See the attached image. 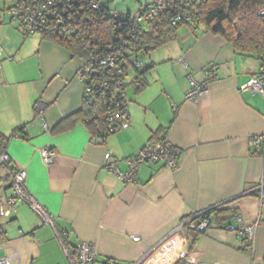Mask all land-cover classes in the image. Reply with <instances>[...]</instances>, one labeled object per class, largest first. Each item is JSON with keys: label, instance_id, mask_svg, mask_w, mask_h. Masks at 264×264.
<instances>
[{"label": "crops", "instance_id": "obj_1", "mask_svg": "<svg viewBox=\"0 0 264 264\" xmlns=\"http://www.w3.org/2000/svg\"><path fill=\"white\" fill-rule=\"evenodd\" d=\"M178 32L167 48L145 54L146 60L139 54L148 85L137 92L132 81L139 72L129 70L131 126L101 139L82 122L58 128L83 109L85 88L77 72L85 59L41 34L24 36L18 24L0 28V136L23 128L5 150L11 164L26 170L30 192L68 231L67 245H96L97 261L91 264H264V143L252 142L264 136V93L250 86L253 80L264 83L257 75L260 61L211 32ZM211 66L218 78L209 92L199 103L185 100L189 76L203 80ZM39 100L45 108L40 124ZM165 132L177 169L143 164L134 181L124 184L105 168L110 152L117 168L127 171L126 160ZM44 147L57 151L55 163L43 161ZM11 183L9 171L0 168V200L10 194ZM220 203L237 209L242 221L233 217L193 233L189 226L199 213ZM1 218L6 220L0 221V257L17 250L19 264H70L53 228L29 206ZM258 221L253 241L224 228Z\"/></svg>", "mask_w": 264, "mask_h": 264}, {"label": "trees", "instance_id": "obj_2", "mask_svg": "<svg viewBox=\"0 0 264 264\" xmlns=\"http://www.w3.org/2000/svg\"><path fill=\"white\" fill-rule=\"evenodd\" d=\"M17 1L22 0H14L8 9L11 10ZM28 1L35 4L42 1L46 4L43 10L45 22L36 33L68 49L74 56L84 58L85 61L89 60L93 55L107 50V47L115 40L120 41L126 38L130 43L128 57L143 63L142 66L126 67L125 83L119 91L95 92L93 102L84 95L83 109L65 119L58 127L60 130L66 129V124L73 127L77 122H82L89 128L93 137L105 139L111 134L128 129L131 126L126 94L129 70L139 72L132 84L135 85L137 92H141L148 82L142 77L146 72L144 70L146 66L139 54L142 52L148 54L165 46L177 36L178 30L183 25L221 36L231 43L239 54L257 58L261 64V71L257 75L264 77V13L260 12L264 10V0H163L165 6L155 18L149 21H135L133 24L130 22L132 13L124 12L127 18L115 16L112 14L113 10L104 6L101 0H95L99 3L98 7H93V0ZM12 18L15 19L14 16ZM59 18H62L64 22H60ZM18 25L20 27L19 22ZM127 33L130 35L128 36ZM111 98L123 102L122 107L129 115L128 128L119 129L117 125L109 121L108 112L116 107ZM39 103L40 100L35 106V118L40 110L45 111ZM21 131L23 128L10 136H0V152L6 151V144L12 137L21 136ZM0 168L8 170V167L3 164H0ZM262 193L264 194V190ZM262 193L255 192L260 196ZM209 215L212 218L210 226L213 222L221 225L228 219L241 217L237 209L228 207L226 203L212 209ZM230 226L234 225L229 224L224 228L230 230ZM189 227L193 233L201 234L193 231L191 225ZM196 240L197 238L193 239L192 244Z\"/></svg>", "mask_w": 264, "mask_h": 264}, {"label": "built area", "instance_id": "obj_3", "mask_svg": "<svg viewBox=\"0 0 264 264\" xmlns=\"http://www.w3.org/2000/svg\"><path fill=\"white\" fill-rule=\"evenodd\" d=\"M52 2V0H49ZM48 1V2H49ZM93 7H98L99 3L92 1ZM46 4L40 1L38 4L31 3L28 0L17 1L11 8L12 15L18 20L20 30L25 36L36 33L39 27L45 22L43 19V10ZM163 0H152L148 6H142L136 13L130 14L131 23L135 21H149L156 17L157 13L164 8ZM263 14L264 10H260ZM115 16H122L127 18L124 12L113 10ZM60 22H64L59 18ZM138 25V24H137ZM69 30V29H67ZM129 36L130 34L127 33ZM129 41L126 38L120 41L115 40L114 43L107 47V50L101 51L99 54L93 55L86 60L77 72L78 78L84 85V95L89 98L91 102L94 101L95 92L107 91L114 93L119 91L125 83L126 67L142 66L141 61H137L129 56ZM218 78L217 70L214 66L208 68L205 72L203 80H197L192 75L189 76L190 87L185 94V100L194 103H199L200 100L209 92L211 82ZM250 86L254 89H259L264 93V83L259 80H253ZM115 104L110 112H108L109 121L117 125V128L129 127V115L123 109V102L116 98H111ZM44 117V111L38 112L35 121L40 124ZM45 130H49L47 123L42 124ZM254 144H263L264 136H254L252 138ZM39 152L46 164H53L57 158V151L55 149L44 147L39 149ZM145 163L163 164L166 168L174 170L179 166L178 158L174 146L169 138V132H165L163 138L157 142H149L143 146L133 157L127 160L128 169L125 172L120 171L116 162L112 159L110 152L105 154V168L114 171L120 180L127 184L134 181L135 175L140 166ZM0 164L6 165L12 178L11 192L4 199L0 200V216L10 217L18 212L19 205L25 204L29 206L35 213L38 214L44 224L51 226L55 232V236L59 240L68 257L70 264H91L97 261L98 250L95 244L80 241L76 246H69L66 243L68 231L60 228L57 225L56 218L33 194L27 186L26 178L27 172L25 169L11 164L10 155L7 151L0 152ZM216 204L199 213V222L191 224V229L197 233H202L207 230L211 224V216L209 212L220 206ZM241 222L242 218L239 217ZM260 221L240 226H230V230H235L246 240L253 241L255 233ZM134 240H139L135 236ZM20 254L16 250L12 255L0 257V264H19ZM109 264H115L110 262ZM188 264H219L217 262H193Z\"/></svg>", "mask_w": 264, "mask_h": 264}, {"label": "rangeland", "instance_id": "obj_4", "mask_svg": "<svg viewBox=\"0 0 264 264\" xmlns=\"http://www.w3.org/2000/svg\"><path fill=\"white\" fill-rule=\"evenodd\" d=\"M14 0H0V23L3 21V19L5 18V21H7L5 23V25L1 24L0 25V28H5V27H9V28H15L16 25L18 24V20L17 19H14L13 22H11L13 20V15H12V12L10 9H8L12 4H13ZM152 0H101V3L108 7L109 9H112V10H116L118 12H125V13H136L138 10H140L142 8V6H146L148 5L149 3H151ZM13 23V24H12ZM189 28V26L187 25H183L179 32L183 29H187ZM20 32L23 34V32L20 30ZM20 33V34H21ZM40 34V33H38ZM24 35V34H23ZM22 35V36H23ZM25 36V35H24ZM169 42H173V40L169 41ZM168 42V43H169ZM163 48H167V47H163ZM164 52H165V49H163ZM153 52V51H152ZM152 52H150L149 54H152ZM147 53L143 52L142 53V57L141 58H144V60H146V55ZM161 51H157L156 52V57L159 61H162V56H161ZM146 57V58H145ZM134 88L131 86L129 89H128V94H129V97H133V94H134ZM131 100V99H129ZM131 103V101H130ZM37 123V122H36ZM34 195V194H33ZM35 196V195H34ZM36 197V196H35ZM4 220L6 219H0V221L4 222ZM6 223V222H5ZM235 223H238V222H235ZM10 223H7L5 225V227H7ZM197 236V235H196ZM196 237H193L192 238V242H193V239H195ZM191 242V246H192V249L195 247V245L197 244L194 243L192 244ZM208 243V242H207ZM191 249V251H192ZM190 256H193L190 254ZM195 257V256H194ZM186 260H188V257L186 258Z\"/></svg>", "mask_w": 264, "mask_h": 264}]
</instances>
